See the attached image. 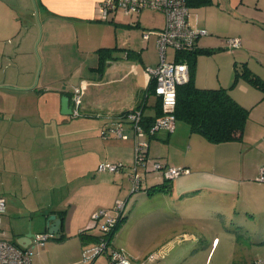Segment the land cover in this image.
<instances>
[{
  "label": "crops",
  "instance_id": "1",
  "mask_svg": "<svg viewBox=\"0 0 264 264\" xmlns=\"http://www.w3.org/2000/svg\"><path fill=\"white\" fill-rule=\"evenodd\" d=\"M15 1L0 0V196L5 199V214L8 212L10 215L16 214L15 212L20 214V210L14 205L17 180L20 182L21 193L28 189L25 182L29 178L41 176L40 181L44 183V187L54 189L57 182H67L69 176L73 179L83 174L87 161L82 155L69 156L67 135L61 136L67 132L69 125L78 128L76 133L79 130L82 133L83 128L90 127L88 130L99 132L107 138L109 134H113L111 130L117 120L129 112L141 110L143 119L159 117L156 107L158 98L150 90L153 79L147 72L148 68L156 67L159 62L156 36L149 35L144 40L143 34L158 32L165 22L163 14L152 9L125 15L117 8L103 19V0H36L42 28V36L36 46L38 62L34 51L38 36L35 18L29 13V8L26 9L22 4V0ZM213 2L214 0L212 4ZM214 9L221 12L219 8ZM189 11L190 9L187 22L191 28L209 30L208 35L196 41V51L199 52L193 61L194 86L208 90L225 89L236 103L249 109V119L240 141L212 143L201 133H190L187 124V128L177 125L179 121L175 122L172 133L159 132L150 138L149 141L155 139L163 143L160 146L163 149L161 161L159 157L153 160H159L167 167L189 170L188 174L170 181L169 192L154 194L162 195L165 202L163 207L157 209L156 217L153 219V215H146L141 218L142 222L151 223L164 232L169 230L167 237H175L167 240L160 236L162 232H158V235L130 242L134 248H127V253L123 247H116L114 240L118 234L117 229L111 243L132 262L139 264L148 255H158L165 246H172L179 236H184L182 240L186 241V224L195 225V222L211 215L224 217L221 208L231 195L237 198L235 201L232 199L231 208L239 202V207L236 206L239 211H234L240 218L239 223L260 228V231H250L242 224L236 227L235 233L252 240L254 247L250 251L249 261L244 264H250L254 260L264 264V247L257 246L264 245V183L257 181L259 171L264 167V90L255 88L244 80L234 82L235 70L241 65H245L264 81V0H252L251 3L240 0L237 34L234 30L225 31L205 23L202 25L197 17L189 18ZM228 37H239L240 48L228 50L225 44ZM100 49L113 51L101 59L98 53ZM171 51L174 60L175 54ZM77 87L83 91L80 107L83 111L80 116L71 114L72 120H68L67 116L58 112L53 120L55 126H52V111L48 113V124L44 121L36 123L31 119L41 115L36 104L42 94L49 95V100L53 94H59V100L67 97L72 110V92ZM33 125L41 127L40 133L48 134L51 129L60 137V141L55 144L60 151L58 156L40 158L36 165L29 155L38 148L21 146L22 137L32 131ZM124 128L128 139L106 141L108 152L95 161L97 168L105 162H124L131 165L124 166L121 172L130 173L134 139L127 121H123ZM149 141L147 153L150 157ZM45 145L47 147L51 143L43 142L39 149L44 150ZM139 173L147 189L164 182L161 173L145 172L143 168H139ZM227 183L236 184L237 195L235 191L224 188ZM51 194L53 200L46 204L43 201L36 202V209L26 204L30 214L46 210V215H55L56 219L61 220L60 225L62 224V228L59 225L60 238L53 236L44 246L36 247L31 264H107L106 256L89 263L82 259L83 251L96 245L100 235L92 230L89 219L96 212L89 204L92 197H87L88 203L85 206L84 200H79L78 205L74 194L61 201L56 200L57 196L53 192ZM66 204L68 208L65 207ZM62 211H65L63 219L60 218ZM124 222L125 220L122 223ZM122 229L121 232L124 231ZM83 231L87 233L83 237L79 236ZM2 232L6 239L4 231ZM41 232H48V229L44 228L36 233ZM26 233H17L15 237L6 240L19 246L17 239ZM202 235L206 236V232ZM216 241L217 238L212 240L210 250L215 247ZM157 259L152 262L158 261Z\"/></svg>",
  "mask_w": 264,
  "mask_h": 264
},
{
  "label": "rangeland",
  "instance_id": "2",
  "mask_svg": "<svg viewBox=\"0 0 264 264\" xmlns=\"http://www.w3.org/2000/svg\"><path fill=\"white\" fill-rule=\"evenodd\" d=\"M12 1L14 3L16 2L15 0H10V2ZM247 1L250 3L252 2V0ZM239 2L240 0H214L213 4L211 5L190 9L189 18L195 16L199 19V22L202 25L205 23L208 26H217L218 29L225 31L234 30L235 34H237L239 33ZM23 3L26 9L29 8V13L33 14L37 25L36 27L34 26L36 33H38L37 40L34 44V51L39 62V57L36 53V46L40 40V37L42 36V28L37 15L38 10L36 6V0H22V4ZM214 8H219L221 12L219 13ZM25 12L27 13L28 11ZM205 30L208 35L209 30ZM167 54L168 61H171L173 52L168 50ZM37 75L38 73L36 76ZM58 95L53 94L50 96L49 100V95L42 94L40 97L41 99L36 104V108L39 110L41 115L40 117L35 116L31 119L36 121V123H42L43 121L47 123V121H50L48 113L52 111V126H55L53 120L56 118V114H58V112L61 114L60 110L58 111V102L60 105ZM89 98L90 97L88 96L87 99ZM82 111L83 110L81 109L79 110L80 115ZM63 116H67L68 120H72L70 115ZM119 119L117 121H119ZM178 124L187 128L185 123L179 121L177 125ZM87 125H90V122H87ZM33 126L34 127H32V131H29L26 136L22 137L21 139L22 147L26 145L29 147L35 146L36 149L38 148L33 152V154L29 155L32 163H35L34 165H36L40 162V158H48L51 157V155L52 157H57L60 151L56 148L55 144L60 141L59 135L53 132L51 129L49 130L50 132L48 134L44 132L40 133L39 131H41V127L36 125ZM89 128L90 127L83 128L84 131L82 133H79L80 130L78 133H76L75 130L78 128L76 126L69 125L67 132L61 134L62 137L67 135L66 142L68 147V155H82L84 160L87 161L83 167L82 175L73 179L71 176H69L67 182H57V187L54 189H47L46 186L44 187V183L40 181L41 176L29 178V181L25 182L26 186L28 185V189L26 192L22 191L21 193L19 188L20 182L16 179L17 183L15 182L14 188V191H16L14 195V205L20 210V214H17L19 212L15 211L14 212L16 214L11 215L8 212H6V214L4 213V217L2 219V231H4L6 239L9 240L15 237L14 235L17 233L23 231L28 232L30 230L32 233H36L45 228L44 215L47 214L45 213L46 210H38L35 211L34 214H30L29 210L26 208V204L30 205L32 208H35L36 202L39 203L43 201V203L46 204L53 200V194H51L52 192L54 193V196H57V201L58 199L60 201L63 199L67 200L71 194L76 192L74 195L77 197L76 201L78 202V205L79 200H84L86 202L85 206L88 203L87 197H92L89 202L90 206L94 207L96 212L105 211V215L102 216L97 223H95L93 220V215L96 212L93 213L89 218L92 225V230L97 231L98 233H100L101 225L105 223L108 218L117 216V213L113 209L115 202L117 200H126L127 203L123 213V216H126L125 222L122 223L120 228H118V234L116 235L114 241L116 247H123V249H126L127 253V248L129 250L134 248V246L131 244L132 242L135 243V240H144L146 239V236H152L154 234L158 235V232H162L160 236L166 237L167 240L174 238L175 236L167 237L169 230L164 232L162 229L155 228V225L151 223H144L141 221V218L146 215H153V219L156 217L157 209L165 205L163 200L164 197L162 195H154L153 197L147 196V188L143 183L141 185L140 191L130 194L131 188L130 182L128 180V171L119 173H102L97 170V163H95V161L102 158L105 154H107L106 152H108V148L105 146L106 141L117 140V138L114 136V134H109L107 138L103 137L101 136V133L93 132L91 129L88 130ZM123 130H125V128ZM43 142H50L51 145H47V147L45 145V149L41 150L39 148ZM149 142L152 156L148 157L150 159H158L159 157V160L161 161L160 157L161 153H163V149L161 150L160 146L163 143L155 139H151ZM120 163H122L125 167L131 165L124 162ZM157 173L161 175L160 172H154V174ZM224 188L235 191L234 193L237 195L236 190L238 187L235 183H227V186ZM113 198L115 200L111 202V199ZM229 198L230 199H227L221 208L223 210L224 217L220 218L211 215L200 219L198 222H195V225L186 224L184 226L188 234V236L185 238L186 241L182 240L184 236L175 238V243L172 246L168 245L163 248V257H159L157 259L158 261L152 262L150 264H244L246 261H249V258L251 257L250 251L254 248L252 247V240L249 241L247 238L238 236L237 233H235L237 230L236 227H238L239 224H242L243 226H246L247 229H250V231H260V228L259 226H249L242 222L239 223L240 218L237 216L238 214L234 212L239 211L238 208H236V206L239 207V202L235 203V206L231 208L232 199L234 198L233 200L235 201L237 198L235 196L232 197L231 195H229ZM169 203L172 204L171 201H169ZM67 205L68 204L65 206L66 208H68ZM123 226H125L124 229H122ZM121 229L124 231L121 232ZM204 231L206 232V236L202 235ZM228 231H231L232 233L229 234ZM214 238H217V241L215 243V247L210 250L211 243ZM257 246L264 247V245L260 244ZM209 250L210 253L208 255L207 253ZM102 256L105 255H100L96 259H104Z\"/></svg>",
  "mask_w": 264,
  "mask_h": 264
},
{
  "label": "built area",
  "instance_id": "3",
  "mask_svg": "<svg viewBox=\"0 0 264 264\" xmlns=\"http://www.w3.org/2000/svg\"><path fill=\"white\" fill-rule=\"evenodd\" d=\"M121 9L125 15H131L144 9H152L161 12L164 16V27L158 32H145L143 39L147 40L149 35L156 36V47L158 50L159 62L154 68H148L147 72L155 82L154 94L161 101L162 114L155 119L149 134L159 132L172 133L175 129L174 109L176 105V89L189 81L188 65L184 61H178L180 55L189 54L196 50L198 38L206 36V30H196L188 25V8L185 0H103L102 18L106 19L109 12ZM228 50L234 51L240 48L241 40L239 37H228L225 39ZM174 51V60H167V50ZM82 88L73 89L71 104L72 115L80 116L79 110L82 103ZM123 120L131 126L134 139V158L133 164L128 175L131 193H136L141 188L142 177L139 168L145 172H160L164 180L172 181L175 178L188 174L189 170L184 168L167 167L159 161L148 157V136L142 127L141 110L129 112L120 117L112 128L114 136L121 140H127L128 136L123 130ZM106 132L103 133L105 135ZM122 163H101L98 165L99 172L119 173L124 170ZM259 183H264V167L259 171L257 177ZM127 201L117 200L114 205L116 217L108 218L101 225L100 238L96 245L84 250L82 259L89 263L100 255H105L108 264H137L132 262L128 256L120 249L115 248L111 243V238L115 233L118 219L123 216ZM5 199L0 196V264H31V259L36 247H42L53 238L49 232L34 234L33 239L26 247L16 246L4 238L2 232V219L5 213ZM105 211L96 212L93 220L97 223ZM163 252L158 255L150 254L139 264H149L156 258L163 257ZM251 264H260L259 260Z\"/></svg>",
  "mask_w": 264,
  "mask_h": 264
},
{
  "label": "trees",
  "instance_id": "4",
  "mask_svg": "<svg viewBox=\"0 0 264 264\" xmlns=\"http://www.w3.org/2000/svg\"><path fill=\"white\" fill-rule=\"evenodd\" d=\"M185 3L188 9H193L211 5L212 0H185ZM110 51H113V49H100L98 53L102 59L110 55ZM198 52L195 50L189 54L180 55L177 59L178 61L187 63L189 81L184 85L178 86L176 89L175 120L187 124L190 133H201L212 143L240 141L243 136L245 124L249 119V109L236 103L225 89L208 90L199 89L194 86L192 82L193 61L194 56ZM128 55H131V53H128ZM239 80H244L253 87L264 90V81L254 75L245 65H241L235 70L234 82L236 83ZM154 86L155 82L152 80L150 90H152L151 92L153 94ZM156 107L158 108V115L160 116L161 101L159 98L157 99ZM154 121L155 118H142V126L148 139L155 137L157 134H149V130ZM170 185L169 180H164L163 184L148 188L146 194L147 196H152L156 193L169 192ZM64 215L65 211H62L60 218L63 219ZM125 217L121 216L118 219L115 231L118 229V226L120 227ZM60 227L62 228V224ZM86 233L87 231L80 232L79 236L83 237ZM99 238L100 235L97 239L99 240Z\"/></svg>",
  "mask_w": 264,
  "mask_h": 264
},
{
  "label": "water",
  "instance_id": "5",
  "mask_svg": "<svg viewBox=\"0 0 264 264\" xmlns=\"http://www.w3.org/2000/svg\"><path fill=\"white\" fill-rule=\"evenodd\" d=\"M60 112L63 115H71L72 110L69 104V99L67 97H62L60 100ZM45 224L44 227L48 229V232L55 236L57 239L60 238L59 225L61 220L56 219L55 215H44ZM34 233L30 230L22 237L17 239V244L21 247H26L30 244L31 239H33Z\"/></svg>",
  "mask_w": 264,
  "mask_h": 264
}]
</instances>
